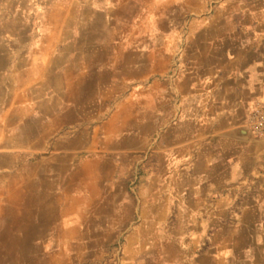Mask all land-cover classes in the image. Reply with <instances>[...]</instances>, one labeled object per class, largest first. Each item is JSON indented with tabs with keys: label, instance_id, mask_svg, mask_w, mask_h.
Instances as JSON below:
<instances>
[{
	"label": "crops",
	"instance_id": "obj_1",
	"mask_svg": "<svg viewBox=\"0 0 264 264\" xmlns=\"http://www.w3.org/2000/svg\"><path fill=\"white\" fill-rule=\"evenodd\" d=\"M259 101L264 0H0V264H264Z\"/></svg>",
	"mask_w": 264,
	"mask_h": 264
},
{
	"label": "built area",
	"instance_id": "obj_2",
	"mask_svg": "<svg viewBox=\"0 0 264 264\" xmlns=\"http://www.w3.org/2000/svg\"><path fill=\"white\" fill-rule=\"evenodd\" d=\"M249 125L254 135L264 139V101L256 102L249 117Z\"/></svg>",
	"mask_w": 264,
	"mask_h": 264
},
{
	"label": "rangeland",
	"instance_id": "obj_3",
	"mask_svg": "<svg viewBox=\"0 0 264 264\" xmlns=\"http://www.w3.org/2000/svg\"><path fill=\"white\" fill-rule=\"evenodd\" d=\"M8 60V59H7Z\"/></svg>",
	"mask_w": 264,
	"mask_h": 264
}]
</instances>
